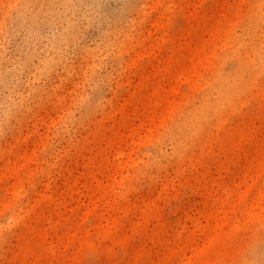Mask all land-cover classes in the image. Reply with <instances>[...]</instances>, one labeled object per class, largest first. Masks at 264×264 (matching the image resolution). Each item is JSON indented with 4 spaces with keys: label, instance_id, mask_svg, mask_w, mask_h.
<instances>
[{
    "label": "rangeland",
    "instance_id": "obj_1",
    "mask_svg": "<svg viewBox=\"0 0 264 264\" xmlns=\"http://www.w3.org/2000/svg\"><path fill=\"white\" fill-rule=\"evenodd\" d=\"M191 1L0 0V264L217 263L226 220L225 264H264V58L185 154L175 114L151 113L201 106L230 53L264 55V0Z\"/></svg>",
    "mask_w": 264,
    "mask_h": 264
},
{
    "label": "bare ground",
    "instance_id": "obj_2",
    "mask_svg": "<svg viewBox=\"0 0 264 264\" xmlns=\"http://www.w3.org/2000/svg\"><path fill=\"white\" fill-rule=\"evenodd\" d=\"M190 5L192 6V10L189 12L190 13L189 15H193V0L190 2ZM255 12H256L254 16L255 21H252L251 25L248 28V32L250 33L251 37L255 36V30L257 26L260 24L262 18L264 17V15L260 13V10ZM242 14L243 13L240 14V12H238V15L242 16ZM230 32L231 29H229V27L226 25L222 26V28L213 30L214 33L213 35L220 36L219 39L222 41V47L224 51H226L228 48V37ZM258 48L259 47H257L256 45L252 47V49L256 53V58L254 61L248 59L245 56H240L236 52H232L228 55V60H230L233 67L229 72L223 69L218 70L213 82V85L215 86L212 89L211 93L206 96V99L204 100L201 106L195 107L194 109L192 107L187 112H183L178 102H174V103L169 102L170 106H168V108L165 109L162 108L161 110L159 109L160 111L158 110V108L151 109V113L153 111H158L156 113V116L163 117V119H166L167 115H169L170 113L175 114L174 124L176 125L175 127L180 132V139L176 142L173 150L175 154L181 155L187 152L189 147L188 144L189 140L191 139L193 140V138H195L199 133L200 129L201 130L203 129L202 126H204L209 119H211L214 115H216L221 109L225 107V104L229 100L231 93H233V91L235 92L234 89L238 88V84H239L238 81L240 80V78H242L244 71H246L247 68H250L251 64H254V62L262 61L264 55L263 53L258 52ZM199 52H201L199 53L200 62L206 69V67L208 68V64L209 62H211V60L205 54V51H199ZM180 71L184 72L183 75L186 76L187 80H189L191 84H193V80H195V82L201 80L199 76L197 78H193L195 76L194 75L195 68L193 64L190 67H185V69ZM119 154L125 155L126 152L121 149L119 151ZM117 179L118 178L115 175L113 180L116 181ZM120 181H121L120 184L124 181L123 177L120 178ZM254 217H259V214L256 213ZM148 219H146V221ZM189 219L193 221V215H189ZM146 221L143 223H136V225L133 228V231L135 233L140 232L145 226ZM180 224L182 227L181 222ZM180 224H178L179 227ZM242 228H243L242 224L236 223L234 221L229 222L228 220H226V222L220 225V230H219L220 232H218L216 235L211 237L209 241L210 251H213L215 245L217 244H221L224 248L222 251L218 253L219 257L217 263H212L211 260L205 259L206 250L204 248H199L197 250V254L199 258L198 264H225L226 262H228L231 255V252H229V244H231V240L233 239V237L237 234V232H240ZM193 240H194L193 230L192 231L189 230L188 233L184 236V238L179 242L176 248L177 254L180 257V259H184L186 248L190 247L193 249ZM249 261H250L249 263H251V260Z\"/></svg>",
    "mask_w": 264,
    "mask_h": 264
}]
</instances>
